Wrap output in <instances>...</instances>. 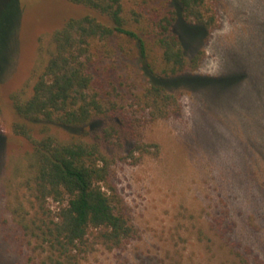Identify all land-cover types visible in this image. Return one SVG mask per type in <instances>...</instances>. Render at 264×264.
Returning a JSON list of instances; mask_svg holds the SVG:
<instances>
[{
	"label": "rangeland",
	"instance_id": "rangeland-1",
	"mask_svg": "<svg viewBox=\"0 0 264 264\" xmlns=\"http://www.w3.org/2000/svg\"><path fill=\"white\" fill-rule=\"evenodd\" d=\"M207 2L213 26L201 32L183 13L175 25L188 58L201 59L165 81L177 98L170 116L151 118L143 97L151 75L124 54L97 67L110 116L76 129L30 124L35 139L96 143L135 228L111 249L91 237L72 264H264V0ZM88 12L68 0L0 8V264H51L23 228L35 214L34 145L14 130L13 102L31 95L52 33ZM44 206L55 212L58 203Z\"/></svg>",
	"mask_w": 264,
	"mask_h": 264
},
{
	"label": "trees",
	"instance_id": "trees-1",
	"mask_svg": "<svg viewBox=\"0 0 264 264\" xmlns=\"http://www.w3.org/2000/svg\"><path fill=\"white\" fill-rule=\"evenodd\" d=\"M2 1L0 8L18 2ZM68 1L89 12L66 19L52 33V51L31 95L13 102L20 119L14 130L34 145L28 186L35 214L23 228L47 248L51 264H72L91 237L110 249L119 247L135 228L109 182L110 161L96 143L62 142L50 135L35 139L30 124L76 129L110 116L114 105L109 107L100 94L97 67L106 56L124 54L139 59L151 75L143 92L151 118L170 116L178 105L165 81L195 69L201 59L200 54L188 58L185 52L175 31L179 14L201 32L216 22L207 0ZM47 199L58 203L55 212L44 206Z\"/></svg>",
	"mask_w": 264,
	"mask_h": 264
}]
</instances>
